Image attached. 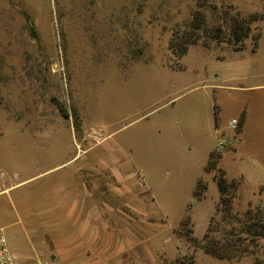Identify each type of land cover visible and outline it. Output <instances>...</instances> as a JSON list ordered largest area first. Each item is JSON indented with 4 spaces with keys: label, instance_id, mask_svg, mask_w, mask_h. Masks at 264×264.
Returning a JSON list of instances; mask_svg holds the SVG:
<instances>
[{
    "label": "rangeland",
    "instance_id": "obj_1",
    "mask_svg": "<svg viewBox=\"0 0 264 264\" xmlns=\"http://www.w3.org/2000/svg\"><path fill=\"white\" fill-rule=\"evenodd\" d=\"M262 12L264 0H0V229L19 261L49 264L41 210L52 188L83 183L144 210L139 264H264L263 235H239L245 252L229 260L197 246L219 197L211 152L227 178L263 152L252 132L262 116L229 124L255 115L254 89L264 90V18L244 24L242 50L233 19ZM189 36L176 56L170 41ZM238 193L233 215L251 208L264 225V206L242 207Z\"/></svg>",
    "mask_w": 264,
    "mask_h": 264
},
{
    "label": "crops",
    "instance_id": "obj_2",
    "mask_svg": "<svg viewBox=\"0 0 264 264\" xmlns=\"http://www.w3.org/2000/svg\"><path fill=\"white\" fill-rule=\"evenodd\" d=\"M254 90L261 91L252 108L256 114L251 109L243 110L237 130L260 121V116L264 119V90ZM252 132L257 142H264V128L254 127ZM239 161L236 175L228 179L238 181L240 204L245 208L251 203L264 206V146L262 153ZM217 167L221 168L219 161ZM93 190L83 183L52 188L51 202L41 210V220L51 222L47 230L40 232L45 247L40 248L39 255L45 256L49 264H139L145 247L144 210L132 205L130 211L128 199L106 193L95 197ZM130 212L136 216L131 217Z\"/></svg>",
    "mask_w": 264,
    "mask_h": 264
},
{
    "label": "trees",
    "instance_id": "obj_3",
    "mask_svg": "<svg viewBox=\"0 0 264 264\" xmlns=\"http://www.w3.org/2000/svg\"><path fill=\"white\" fill-rule=\"evenodd\" d=\"M258 16V17H257ZM264 12L260 15H253L244 19L239 20L238 18L233 19V26L231 27L230 36L235 38L239 45L235 44L236 50H242L244 48L243 40L249 34V27L245 23L253 20H263ZM245 32H242V30ZM30 31L33 32L34 29L31 25ZM258 35V33H257ZM254 37V41L257 38ZM186 36V35H185ZM185 37L182 39L179 37V41L175 42L173 39L170 41V48L176 56H182L189 44L195 43V39H189ZM255 44V42H254ZM60 110L66 112L65 109L60 107ZM72 115L74 129L77 132L79 129V117L78 113H69ZM219 153L217 151H212L210 154V159L205 167V171L214 172L213 179L219 189V197L215 206V215H213L208 223L206 232L204 233L201 240L197 241V246L200 247L205 253L210 254L219 259H231L234 254H243L245 252L244 248H241L242 242L240 236L242 233L246 234L250 239L253 237L264 236V225L261 224L260 218L257 217V213L251 208H247L245 212L241 215H233L231 211L232 200L235 197L238 181L235 179H228L225 176V172L217 167L219 161ZM206 189V183L198 181L196 188L194 189V195L198 198L203 196V192ZM219 214L218 223L215 221V216ZM227 220L236 221L240 224V230L231 229L228 230L221 227L220 224ZM218 234H222V237H218ZM196 240V239H194ZM168 264H195L193 255H183L176 260Z\"/></svg>",
    "mask_w": 264,
    "mask_h": 264
},
{
    "label": "built area",
    "instance_id": "obj_4",
    "mask_svg": "<svg viewBox=\"0 0 264 264\" xmlns=\"http://www.w3.org/2000/svg\"><path fill=\"white\" fill-rule=\"evenodd\" d=\"M238 123V120L233 118L230 121L231 127L236 128ZM0 264H28V263H23L19 261L14 253L10 250L7 240L5 237V234L2 232L0 229ZM29 264H44L39 261L34 262V263H29Z\"/></svg>",
    "mask_w": 264,
    "mask_h": 264
}]
</instances>
